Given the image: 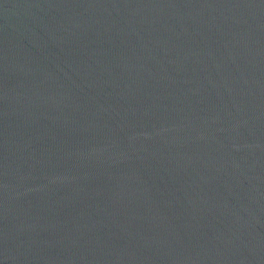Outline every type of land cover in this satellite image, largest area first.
Returning a JSON list of instances; mask_svg holds the SVG:
<instances>
[{
	"label": "water",
	"instance_id": "water-1",
	"mask_svg": "<svg viewBox=\"0 0 264 264\" xmlns=\"http://www.w3.org/2000/svg\"><path fill=\"white\" fill-rule=\"evenodd\" d=\"M0 264H264V0H0Z\"/></svg>",
	"mask_w": 264,
	"mask_h": 264
}]
</instances>
